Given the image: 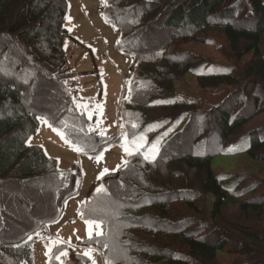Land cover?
<instances>
[{"label": "trees", "instance_id": "trees-1", "mask_svg": "<svg viewBox=\"0 0 264 264\" xmlns=\"http://www.w3.org/2000/svg\"><path fill=\"white\" fill-rule=\"evenodd\" d=\"M104 3V18L119 33L117 48L136 59L121 133L107 136L92 129L94 120L79 105L78 78L96 71L70 65L65 42L79 43L66 28L67 0H0V264H35L40 225L60 219L80 193L78 165L61 170L29 144L41 119L89 156L123 138L146 142L101 180L106 194H97V186L87 198L82 219L97 209L102 235L75 247L99 254L103 264L106 257L114 264H221L217 254L225 251L236 256L234 264H264V180L241 174L223 183L213 170L219 155L264 162V127L246 129L264 113V0ZM213 34L238 63L227 72L206 73L203 57L182 51ZM191 72L202 89L235 90L209 108L177 101L175 81ZM160 144L157 156L145 160ZM233 206L237 221L228 219ZM67 248L56 247L49 264H64L57 257ZM69 258L93 264L85 250L71 249Z\"/></svg>", "mask_w": 264, "mask_h": 264}, {"label": "rangeland", "instance_id": "rangeland-1", "mask_svg": "<svg viewBox=\"0 0 264 264\" xmlns=\"http://www.w3.org/2000/svg\"><path fill=\"white\" fill-rule=\"evenodd\" d=\"M67 4L66 28L79 43L73 46L74 44L69 40L65 42V47L69 50L70 65L77 72L96 71L80 76L81 79L78 78L80 108L82 107L89 120H94L93 130L106 136L120 134L121 108L124 98L129 96L124 93L125 84L131 77L136 59L130 56L127 50L120 51L117 48L119 33L104 18L106 4L102 3V0H67ZM213 36L215 38L203 43L193 42L184 45L182 51L203 57L207 62L206 68L203 69L206 73L227 72L238 63L230 60L221 51L224 42L222 36L218 34ZM246 60L245 58L244 61ZM197 77V73L191 72L175 81L177 101H192L200 108H209L219 104L227 94L235 90L227 86L219 89H202L198 86ZM40 123L38 134L30 139L29 144L42 147L48 156L58 161L61 170L78 165L81 172V186L80 193L65 203L62 217L47 225L49 238L40 241L38 234L34 236V260L35 264H49L51 252L58 246L67 245L68 248L62 249L58 254V260L64 264H73L69 258V251L81 249L86 252L87 250L84 247H75L79 241L89 238V226L79 213L86 199L96 188V184L99 185L107 175L105 174L101 179L100 173L104 169H108L109 173L119 171L126 161V156H129L125 148L131 154L144 151L146 142L138 137L123 138L121 144L112 145L99 155L89 156L75 151L76 145L65 139L63 132L53 127L47 120L41 119ZM184 125L185 121L179 123L177 127L181 129ZM262 127H264V113L250 121L246 129L252 131ZM161 144L150 148L148 153L155 152V158ZM97 156H102V159L97 161ZM213 170L223 183L241 174L264 180V162L253 160L246 154L216 156L213 159ZM259 193L264 194V189ZM33 203L42 205L37 199H34ZM237 209L236 206L227 209L230 221H237ZM42 225L40 228L46 230ZM92 230L94 236L96 231L94 225ZM100 231L102 232V227ZM87 251L90 252L95 264H103L99 254L91 250ZM217 258L221 264H234L237 260L236 256L227 251L219 252Z\"/></svg>", "mask_w": 264, "mask_h": 264}, {"label": "snow or ice", "instance_id": "snow-or-ice-1", "mask_svg": "<svg viewBox=\"0 0 264 264\" xmlns=\"http://www.w3.org/2000/svg\"><path fill=\"white\" fill-rule=\"evenodd\" d=\"M103 2H104V0H102V3ZM65 139H66V137H65ZM122 147H123V145H122ZM74 150L77 151V152H81V151L84 150V148H83L82 145H80V146H76ZM125 152L128 153V154H131V153L128 152V149L127 148H125ZM154 156H155V152H153L151 154H148V155H145L144 156V159L145 160H152V159H154ZM96 159H97V161H99L100 159H102V156H97ZM108 173H109V170L108 169H104L100 173V178L102 179L103 176L105 174H108ZM102 192H104L106 194V189L103 187V185H101V186H99V187L96 188V193L97 194H100ZM96 211H97V209H95V208L89 209V214L92 216V218L85 219V223L89 226L88 237H89V240L90 241L92 240V237H93V230H92L93 229V225L95 226V230H96L95 231V235L96 236H101L102 235V232L100 231L101 224L105 222L103 220H99V219L94 218V214L96 213ZM112 214L113 215H117L118 214V211H113ZM104 247L107 248L108 245L105 244ZM61 254H63V253H61ZM85 255L86 256H89V258L91 259V256H90V252L89 251H86L85 252ZM57 259H59V257H57ZM105 260H106V264H114V262L113 261H110L107 257L105 258ZM93 264H95V261H93Z\"/></svg>", "mask_w": 264, "mask_h": 264}, {"label": "built area", "instance_id": "built-area-1", "mask_svg": "<svg viewBox=\"0 0 264 264\" xmlns=\"http://www.w3.org/2000/svg\"><path fill=\"white\" fill-rule=\"evenodd\" d=\"M50 236L49 232L46 230H41L39 233H38V237H39V240L40 241H43V240H46L48 239ZM41 243V242H40Z\"/></svg>", "mask_w": 264, "mask_h": 264}, {"label": "crops", "instance_id": "crops-1", "mask_svg": "<svg viewBox=\"0 0 264 264\" xmlns=\"http://www.w3.org/2000/svg\"><path fill=\"white\" fill-rule=\"evenodd\" d=\"M79 79H81V78H79ZM93 190H94V189H93ZM92 192H93V191H92ZM92 192H91V193H92ZM86 200H87V199H86ZM82 214H83V212H80V213H79V216H80V217H83Z\"/></svg>", "mask_w": 264, "mask_h": 264}, {"label": "clouds", "instance_id": "clouds-1", "mask_svg": "<svg viewBox=\"0 0 264 264\" xmlns=\"http://www.w3.org/2000/svg\"><path fill=\"white\" fill-rule=\"evenodd\" d=\"M47 240V239H46ZM45 241V240H44Z\"/></svg>", "mask_w": 264, "mask_h": 264}]
</instances>
